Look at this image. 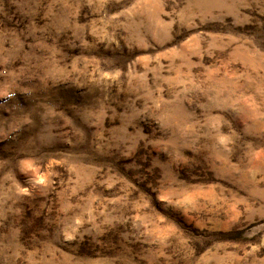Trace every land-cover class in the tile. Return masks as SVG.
Segmentation results:
<instances>
[{"label":"rangeland","instance_id":"374dc122","mask_svg":"<svg viewBox=\"0 0 264 264\" xmlns=\"http://www.w3.org/2000/svg\"><path fill=\"white\" fill-rule=\"evenodd\" d=\"M0 264H264V0H0Z\"/></svg>","mask_w":264,"mask_h":264}]
</instances>
